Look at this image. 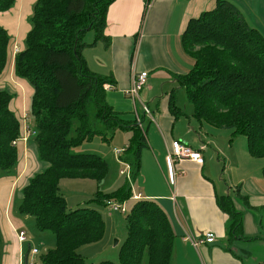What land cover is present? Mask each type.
Wrapping results in <instances>:
<instances>
[{"label":"trees","instance_id":"1","mask_svg":"<svg viewBox=\"0 0 264 264\" xmlns=\"http://www.w3.org/2000/svg\"><path fill=\"white\" fill-rule=\"evenodd\" d=\"M112 1L36 0L24 47L14 54V75L32 88L28 111L37 157L47 164L22 188L17 207L19 214L32 217L38 231L54 235V247L41 256V264H89L78 249L105 235L97 209L69 210L59 192L62 178H87L98 184L107 173L101 156L77 153L74 148L95 137L108 143L116 130H128L131 136L119 159L129 165L132 179L139 175L144 135L107 103L105 85L114 87L111 76L91 72L82 56L88 31L94 30L96 39L106 38L107 8ZM14 4L15 0H0V12ZM8 43L9 36L0 26V74L6 66ZM180 43L193 63L187 73L175 78L192 115L244 135L249 155L264 158V34L233 1L215 0L213 8L187 21ZM11 99L9 91L0 90V176L12 174L18 161L20 122L9 107ZM75 119L78 124L71 135ZM129 184L111 193L98 191L94 197L104 206L113 199L126 206V236L117 264H141L142 259L145 264H172L175 234L166 213L154 200L134 198ZM216 202L228 216V245L241 238L264 242V205L258 209L260 231L248 237L242 234L241 213L230 197L218 196ZM1 247L0 235V255ZM98 264L116 263L105 259Z\"/></svg>","mask_w":264,"mask_h":264},{"label":"crops","instance_id":"2","mask_svg":"<svg viewBox=\"0 0 264 264\" xmlns=\"http://www.w3.org/2000/svg\"><path fill=\"white\" fill-rule=\"evenodd\" d=\"M35 1L15 0L13 8L0 12V26L9 36L7 62L0 74V90L12 94L9 107L20 122L21 133L16 142L17 165L12 174L0 176V264H27L28 259H34L39 253H31L35 247L31 248L24 228L26 219L30 220L28 215L19 214L17 207L22 188L47 164L38 159L36 145L26 130L32 129L28 111L32 88L13 73L14 54L24 47ZM231 1L236 2L241 11L244 9L241 0ZM259 1L252 0L253 8ZM214 6L215 0H149L144 12L145 0H113L107 8L106 38L96 39L94 35L82 49L85 64L91 72L111 76L114 80V87L106 84L109 86L105 88L107 103L123 120L137 124L144 135L139 171L143 175V182H140L143 186L142 191L133 196L154 200L166 213L175 234L172 264H252L247 262L248 251L238 246V243L250 240L241 238L232 242L234 256L222 250L221 240L226 237L228 216L217 205L218 196H229L233 207L241 213L244 236H256L260 231L261 212L258 209L264 205V200L260 202L264 198L254 203L251 196L264 197V179L247 170L245 172L249 173L237 179L242 182L240 186L231 181L232 194L228 187L222 191L216 187L213 180L222 152L212 151L210 154L207 145L211 144L213 136H219L210 128L217 127L192 115V107L175 78L187 73L193 63L180 43L187 21ZM139 72L147 73L146 82L132 98L126 95V91L131 87L133 76ZM143 105L147 106L149 113L143 111ZM118 131L123 132V139L129 140L130 131L116 130L115 133ZM175 139L199 150L203 162L182 159L168 164L165 157ZM126 144H122L123 149ZM216 148L220 149V146L217 144ZM215 152L216 162L213 161ZM206 154L209 156L207 163ZM252 157L245 156L247 166L254 163ZM14 191L15 212L10 209ZM19 230L25 231L26 241H18ZM207 233H212L214 240L198 243L197 240ZM238 249L243 256L238 254ZM258 264H264V261Z\"/></svg>","mask_w":264,"mask_h":264},{"label":"rangeland","instance_id":"3","mask_svg":"<svg viewBox=\"0 0 264 264\" xmlns=\"http://www.w3.org/2000/svg\"><path fill=\"white\" fill-rule=\"evenodd\" d=\"M244 6L242 11L244 12V17L253 26L257 27L264 34V0H260L255 8H253L252 0H241ZM236 3V2H235ZM87 34V35H86ZM84 36V41H89L94 35V30H90ZM78 124V121L73 120V125L71 128V135H74V128ZM212 128L219 133V136H213L211 144L207 145V151L212 154V151H220L222 154L219 155V166L216 165L217 175L214 177V184L220 191L226 187L229 188L230 194L232 184L241 185L242 182L238 181V177L250 172V174L256 175L263 178L262 167L264 165L263 157H252V165L247 166L245 156H248L246 149V139L244 135L234 134L232 135V130L229 128ZM123 132L118 131L112 137V139L106 143L102 142L98 137H95L92 141L84 142L80 146L74 148V152L81 153H93L102 157L107 164V173L100 183H96L92 179L87 178H62L59 181V192L65 198L67 202V208L73 210L79 207H90L95 208L99 211L103 221H104V232L105 237L102 241L93 244H87L81 246L78 249L79 254L83 257L84 261L89 264H98L102 260H110L113 263H118V254L120 245L122 244L126 236V226L124 214L120 212H109L107 207L103 203L94 199L96 193H111L118 186L129 182L131 195L135 194L137 191H142L143 175L139 172V175L132 179L131 177L126 178L125 174H121L120 169H126L125 163L119 159L122 154H116L115 150H121L122 144L127 143V138L122 137ZM220 146V149L216 148V145ZM226 155V159L224 156ZM216 152L213 153V161L216 162ZM250 156V155H249ZM205 162L209 159L206 154ZM215 166V165H214ZM218 167V168H217ZM249 170V172H245ZM14 171V169H13ZM12 171V173H13ZM127 181V182H126ZM233 181V183L231 182ZM232 183V184H231ZM225 191V190H224ZM260 198L263 196H251V201L258 203ZM113 199V198H112ZM118 201L116 199H113ZM264 199H261L262 202ZM16 191L11 196L10 209L15 212L16 207ZM27 218L24 224V228L27 231V236L29 237V242L31 248L35 247L39 253L34 259H28V263L32 260L35 264H41V256L46 250L52 249L55 244L54 235L51 232H40L34 227V221L32 217ZM234 239L232 242H236ZM27 244L25 245L26 248ZM222 250L230 253L234 256V247L228 245L221 240ZM238 246L242 249L248 251L250 257H247V262L252 264H258L264 261V242L259 239H254L246 242L238 243ZM30 248V249H31ZM238 254L242 255L240 249H238ZM243 256V255H242ZM141 264H145V260L142 259Z\"/></svg>","mask_w":264,"mask_h":264},{"label":"built area","instance_id":"4","mask_svg":"<svg viewBox=\"0 0 264 264\" xmlns=\"http://www.w3.org/2000/svg\"><path fill=\"white\" fill-rule=\"evenodd\" d=\"M146 77L147 73L146 72H139L135 76H133L132 84L131 87L129 88L128 91H126V95H129L130 97H135L138 92L141 90L142 87H144L145 82H146ZM108 85H105V88H108ZM143 111L145 113H149V109L147 106L143 105ZM27 134L31 135L34 133V131L30 128H26ZM124 149L122 148L121 150H115V153L118 154L120 151H123ZM182 159H189L193 162L197 163H202L203 162V157L201 155V152L199 150H195L191 148L187 143L175 139L172 140L169 146V149L167 151V155L165 157V161L168 162V164H172L173 161L175 160H182ZM125 167L128 170L126 172L125 169H120L121 174H125L126 178L130 177V167L128 164L125 163ZM135 198V197H134ZM105 205L108 209V211L111 212H120V213H125L126 212V206L124 203H117L113 200H107L105 202ZM189 238V237H188ZM17 239L19 242H24L27 239L26 233L23 230H19L17 234ZM214 240V236L212 233H207L203 237H201L199 240H197L198 243H211ZM193 243H195L192 240ZM38 250L36 248L31 249L32 254H36ZM27 264H35L32 260Z\"/></svg>","mask_w":264,"mask_h":264}]
</instances>
